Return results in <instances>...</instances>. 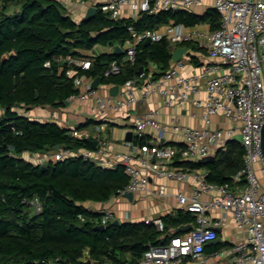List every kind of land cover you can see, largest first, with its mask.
I'll return each mask as SVG.
<instances>
[{
	"label": "trees",
	"instance_id": "16d2710c",
	"mask_svg": "<svg viewBox=\"0 0 264 264\" xmlns=\"http://www.w3.org/2000/svg\"><path fill=\"white\" fill-rule=\"evenodd\" d=\"M96 9L88 20L76 22L56 0H0V264H139L149 246H164L186 234L174 235L173 230L195 223L192 214L178 210L162 217V231L152 224L115 226L112 221L103 225L104 230H96L102 215L84 204L105 203L114 197L128 183L124 168H100L81 157L50 160L43 166L25 159V155L58 149L91 150L94 140L73 138L70 129L31 120L14 109L62 108L79 92L81 79L99 78L102 86H122L132 79L155 81L170 69L174 47L165 39L147 45L139 42L132 64L123 62L124 53L87 58L81 51L96 46L122 49L132 41L129 27L136 32L169 24L188 28L208 24L212 32L219 27L215 9L203 16L185 10L146 12L136 20L113 19L102 6ZM175 47L206 52L192 42ZM69 58H87L90 66L69 64ZM112 62L120 65V73L105 78ZM133 143L142 145L147 139L135 138ZM178 158L174 166L205 170L208 182L231 184L242 168L244 150L238 142L229 141L215 152L212 162ZM32 198L41 204L37 214L23 203Z\"/></svg>",
	"mask_w": 264,
	"mask_h": 264
},
{
	"label": "built area",
	"instance_id": "2783aa9c",
	"mask_svg": "<svg viewBox=\"0 0 264 264\" xmlns=\"http://www.w3.org/2000/svg\"><path fill=\"white\" fill-rule=\"evenodd\" d=\"M200 0H108L102 10L113 19L120 18V9L128 6L135 13H156L159 11H188ZM214 9L219 15V27L209 35H202L182 25L169 24L163 32L145 30L136 32L128 28L132 41L123 50V62L132 64L135 58V46L149 39L151 43L167 40L171 47L193 42L199 37L207 41L210 56L220 60L219 64L203 66L198 78L205 82V99L195 96L200 92L197 77H184L175 69H169L155 81L144 80L141 90L144 96L156 93L162 98L165 106L182 107L191 102L195 108L202 109L200 120L204 128L195 129L179 123L167 125L158 120L159 110H149L134 120L136 138L146 139V130L155 132L156 142L136 145L130 153L110 152L107 140H96L91 150L71 151L58 149L45 155H25V159L34 165L43 166L48 161H61L72 157H81L84 161L104 169L124 168L128 183L117 190L114 197L123 198L126 194L148 192V176L142 172L158 177L184 182L192 178L197 187L191 196L181 191L176 193L180 210L192 214L195 223L192 229L182 236L174 237L164 246H149L139 264H183L193 259L196 264H210L203 255L204 247L217 238L216 228L224 225V219L210 221L206 214L213 210L229 212L236 227L245 231L243 242L224 250L214 252V257L222 259L234 256L232 264H264V191L254 173V165L264 163L261 147V132L264 127V0H214ZM69 64L88 69L90 62L69 58ZM45 66H48L46 64ZM70 72H67L69 75ZM120 65L112 62L104 72V77L117 76ZM140 79H132L119 86L116 96L102 95L97 88H91L92 81L81 79L79 92L72 95L67 102L78 99H92L94 105L90 113L103 120L109 112L118 113L131 110L138 99L135 90ZM82 89V90H81ZM222 116L228 123L227 128H211L212 118ZM195 117V114L192 115ZM100 122L97 132L104 131ZM168 130L181 134V147L164 143ZM238 134V139H236ZM73 138L82 140L90 138L85 132L71 129ZM229 141H237L244 150L242 168L233 180H244L245 187L236 194L230 184L208 182L205 170L185 171L174 166L176 157L183 161L198 162L200 159L213 156L218 149H223ZM264 174V167L262 169ZM215 193L209 201H201V194ZM158 197L165 195L164 187L155 193ZM23 203L37 214L41 210L37 198L23 200ZM89 210V209H87ZM91 211V210H90ZM102 225L113 218L110 209H100ZM158 231L163 230L160 219L145 220ZM91 264V263H88Z\"/></svg>",
	"mask_w": 264,
	"mask_h": 264
},
{
	"label": "crops",
	"instance_id": "0c3cea01",
	"mask_svg": "<svg viewBox=\"0 0 264 264\" xmlns=\"http://www.w3.org/2000/svg\"><path fill=\"white\" fill-rule=\"evenodd\" d=\"M59 2L67 11L68 15L76 22L82 20L89 7H96L97 5L102 6L108 0H56ZM139 1V0H136ZM214 9V0H200L198 4L193 5L188 12L196 15L203 16L208 10ZM178 11V10H176ZM140 13H135L130 10L128 6H123L120 9L119 19H133L136 20ZM219 16V15H218ZM163 25L157 30L163 32ZM188 28V27H186ZM189 29L195 30L199 34L209 35L212 33L210 25L201 24ZM193 45L198 48H204L205 53L192 49H187L181 59L172 63L170 69H175L178 74L184 77H197L198 85L200 86V92L195 96L198 100L205 99V82L201 78H198L203 66L219 64L220 60L216 57L209 55L207 51V41L203 37H199L194 40ZM128 43L122 48L125 50L128 47ZM176 48L180 47H175ZM114 48H104L96 46L91 51H81V54L87 58L99 55V54H111ZM79 59L78 61H87L88 59ZM89 61V60H88ZM150 80V78H148ZM140 84L135 90V95L138 99L137 103L131 110H125L118 113L109 112L106 114L105 119L100 120L96 115L90 113V108L94 105L92 99L80 101L75 99L62 108H51L48 106L28 108V115H24L31 120L39 122H52L66 129H76L82 127L81 132H85L91 139L96 140L105 138L108 144V150L110 152L118 153H130L133 151L134 145L133 140L136 138L134 120L137 116L153 109L159 110L158 120L161 123L171 125L173 123H179L182 126L188 128L201 129L204 128L203 122L200 120L202 109L195 108L191 102L184 104L182 107L175 105L165 106L162 103V98L156 94L151 93L144 96L141 85L143 81L139 80ZM111 86L99 85L98 89L102 95L109 94L108 90ZM82 90V89H81ZM195 114V117L192 115ZM97 122L104 125L103 132L96 131ZM229 123L220 115L212 118L211 128H227ZM132 133V140L127 141V133ZM147 142L154 144L157 140L155 132L151 129H147L146 132ZM238 139V134H236ZM156 140V141H155ZM164 143L169 146L181 147L183 144V137L181 134H175L171 130H168L164 135ZM237 142V141H235ZM214 156V155H213ZM180 157L178 158V160ZM183 161V160H182ZM264 163H257L254 165V173L256 175L259 191H264V174L262 169ZM181 168V167H179ZM182 169V168H181ZM148 176V192L135 193L132 199L126 197L118 198L112 197L105 203H85L84 207L93 211L98 212L100 209H110L113 213L112 222L117 220L119 224L122 223H144L145 220L162 219L166 215H173L175 212L180 210L176 193L181 191L186 196H191L195 191L197 184L192 178H188L184 182L176 180L158 178L147 171L142 172ZM233 191L239 194L245 187V181L233 180L230 184ZM164 187L165 195L158 197L154 193L160 188ZM216 194H201L199 199L201 201H209ZM206 217L210 221H217L222 217L224 219V225L216 228L217 238L220 241L215 243H209L204 247L203 255L210 264H232L234 256L224 257L218 259L214 257V252L218 250H224L230 248L236 244L243 242L246 238V233L236 227L233 216L229 212H223L221 210H213L206 214ZM215 239V240H216ZM214 240V241H215ZM222 244V247L215 249V246ZM87 256L84 257V261ZM183 264H196L193 259H187Z\"/></svg>",
	"mask_w": 264,
	"mask_h": 264
},
{
	"label": "water",
	"instance_id": "95a60500",
	"mask_svg": "<svg viewBox=\"0 0 264 264\" xmlns=\"http://www.w3.org/2000/svg\"><path fill=\"white\" fill-rule=\"evenodd\" d=\"M96 7H94V6H92V7H89L88 9H87V11H86V14H85V16H84V18H83V20H88L89 18H91L92 16H94L95 15V13H96ZM151 42H150V40L149 39H146L145 41H144V44L145 45H147V44H150ZM186 50H187V48L186 47H183V48H176L174 51H173V53H172V56H171V62L172 63H176V62H178L180 59H181V57L184 55V53L186 52ZM123 53V50L120 48V47H115V49H114V54H116V55H119V54H122ZM142 73V69L140 68L139 69V74H141ZM153 79L152 78H150V81H152ZM99 84H100V79L99 78H96L95 80H93L92 81V83H91V88H93V89H95V88H97L98 86H99ZM118 90H119V86H117V85H114V86H111L110 88H109V90H108V92H109V94L111 95V96H116L117 95V93H118ZM126 140L127 141H131L132 140V133H127V135H126ZM96 146V142H93V147H95ZM261 147H262V151H263V155H264V127L262 128V132H261ZM55 150H56V148H55ZM213 157L214 156H209V157H206V158H203V159H200L198 162H212L213 161ZM42 169H44V167L42 168ZM132 196H133V194H131V193H128V194H126V198H128V199H132ZM112 224L113 225H115V226H117V225H119V222L117 221V220H114L113 222H112ZM95 229L96 230H99V231H102V230H104V226L103 225H100V226H97V227H95ZM192 229V225H183V226H180L179 228H177V229H175V230H173L172 231V233L174 234V235H176L177 233H187V232H189L190 230ZM220 240L219 239H216L215 241H212V243H215V242H219ZM211 243V242H210Z\"/></svg>",
	"mask_w": 264,
	"mask_h": 264
},
{
	"label": "rangeland",
	"instance_id": "374dc122",
	"mask_svg": "<svg viewBox=\"0 0 264 264\" xmlns=\"http://www.w3.org/2000/svg\"><path fill=\"white\" fill-rule=\"evenodd\" d=\"M14 111L19 113L20 115H28V109L27 108H16V109H14ZM0 113H1V111H0Z\"/></svg>",
	"mask_w": 264,
	"mask_h": 264
}]
</instances>
